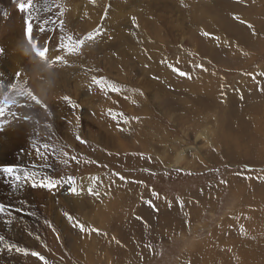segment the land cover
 Segmentation results:
<instances>
[{"label":"rangeland","instance_id":"rangeland-1","mask_svg":"<svg viewBox=\"0 0 264 264\" xmlns=\"http://www.w3.org/2000/svg\"><path fill=\"white\" fill-rule=\"evenodd\" d=\"M20 1L23 0H0V79L3 80L0 111L4 113L0 124L4 125L5 136L13 117L18 130V138L15 134L13 141L16 144L6 153L0 167H15L21 175L32 173L37 184L42 178H51L56 186L34 187L29 180L13 187V178L0 172V204L11 213L0 217L15 228L17 211L16 217L23 222L21 235L7 242L20 251L11 254L7 263L0 259V264H264V0H188L190 7L203 9L205 17L187 33L182 28L195 24L192 13L177 6L168 12L166 7L176 0H109L108 6L117 13L112 19H122L120 25L117 27L112 22L110 27L102 26L100 32L105 38L85 52L79 50L82 45L77 48V41L81 40L77 33L82 20L79 13L71 24L60 13L66 0H37L45 19H32V32L39 31L46 38L61 23L72 39L65 48L63 44H68L67 41L57 42L63 37H47L49 49L46 45L41 49L51 51L52 55L48 59L43 56L44 62L39 52L34 51V56L28 54V46L41 43L40 38L37 40L31 34L30 41L26 30L22 31L19 16L14 17V12L19 10L15 6ZM107 1L87 0V6L101 14ZM160 6L171 25L169 36L178 39L185 33L187 38L179 37L177 43L165 48L166 60L159 62L156 71L149 64L147 95L141 93V87L136 89L131 84L133 88L128 91L130 98H134L129 104L121 100L124 92L119 97L117 91L107 87L95 88L93 82L81 90L73 86L71 96L61 89L54 92L45 85L43 91L31 87L35 79L32 71L38 62L47 71L65 77L64 72L55 68L57 62L63 63L65 59L64 55L55 57L63 51L60 47L73 49V72L85 58H89L91 69L101 64L106 69V57L118 52L109 42L119 41L118 35L124 30L128 31L123 37L131 32L130 21L134 18L138 27L144 25L147 16L158 20ZM173 11L182 13L179 25L172 24ZM11 21L19 27L17 34L12 25L4 27ZM40 28L44 30H36ZM10 43L22 50L17 61L12 58V48H8ZM122 48L127 54L125 61L136 55L132 49ZM102 58V63L98 62ZM179 59L209 66L215 72L212 89L187 97L196 103L199 99V110L181 125L169 117L178 111V97L184 96V86L180 84L185 79L168 65ZM183 63V69L188 70L190 66ZM134 68L138 74L144 73L141 63L137 62ZM215 70L221 77L216 76ZM106 72L101 70L96 75L104 85L115 82L113 86L118 89L120 85H130L113 72ZM92 89L98 92L95 107L91 101L87 102V97L93 95ZM151 91L159 100L155 103L146 100L145 107L141 95L150 96ZM107 97L109 105L120 104L117 110L109 109V105L105 107ZM131 108L136 112L129 114ZM149 110V115L163 125L161 129H168L172 138L178 137L180 141L156 146L153 154L109 150L90 139L109 137L118 141L119 126L124 122V126L130 125L132 115L143 117ZM114 111L124 115L119 119L121 123L117 116L111 120L113 123L109 122V114ZM75 117L79 119L76 125ZM192 147L198 152L193 153ZM178 148L185 150L186 161H179L181 166L174 163ZM159 155H165L172 165L161 161ZM69 177L74 179V184L69 183ZM5 185L20 196L8 194ZM73 187L77 190L75 194L71 191ZM119 192L125 199L118 203ZM65 213L73 219H67ZM79 224L84 225L83 231ZM33 252L38 255H32Z\"/></svg>","mask_w":264,"mask_h":264},{"label":"bare ground","instance_id":"bare-ground-1","mask_svg":"<svg viewBox=\"0 0 264 264\" xmlns=\"http://www.w3.org/2000/svg\"><path fill=\"white\" fill-rule=\"evenodd\" d=\"M36 1L37 0H33V7H32L31 10H29L27 12H22L20 10L14 12V17L17 18L19 16V18H20L19 21L21 22L20 26L23 27V29H22L23 33L26 30V27H27L26 20L29 18V14L30 13H31V20L32 19L36 20V19H41V18L45 19V16H43L41 14V12L39 11V10H41L40 7H37ZM176 1L177 2H175L174 4H172V3H168L167 4L166 7L168 9V12H170V10H174L175 7L177 6L183 12L190 11L192 13V15H191L192 19L195 22L194 25L189 24L188 26L182 28L183 30L186 31L185 33H187L189 30H192V29L196 28L197 26H199V21L203 17H205L204 14H203L204 10L203 9H199L198 10V9H196L194 7H190V5L188 3V0H179V1L176 0ZM26 2H27V0H23L22 2L20 1L19 3L16 4L15 8L18 9V5L20 3H26ZM80 2H81L80 0H66L65 3H64L65 5H62V7L63 6L64 7L63 8L60 7V8H62V12H60V13H62L64 15L65 19L68 18L70 20L69 22L71 24H73V22H74L75 18L73 19V17L75 16V14L77 12L79 13V18H82V20H79L81 22V24H80V28H79V26L77 27V29H78L77 33H80V35H81L79 39H84V41H85L84 44L82 45V47L79 48V50H84V52H85L87 49H90V47L94 48V46H96L99 43L98 41H102V39L105 38L103 36V33L100 32L102 26L103 27H110V23L115 22L117 27H119V25H120L119 21L122 20V19H119V18L118 19H112L117 13H114L110 9V7L108 6L109 0L102 6L101 14H97V12H96V10L94 8L87 6V0H82L83 3H80ZM61 3H60V6H61ZM39 6H41V5H39ZM0 10H2V8ZM160 12L161 13L159 14L158 20H155L152 16L145 17L144 25L142 27H138L137 26V24L135 22V18H134L133 20L130 21L131 32H129L128 34H126L123 37V34H125L128 31V30H124V31L121 32V34L118 35L119 36V41L117 40V41L109 42L110 45H115L116 46V48L118 49V52H117V54H114L113 52H111V54H109V56L106 57V59L108 60V66H107L106 69H103L102 64L97 66V68H95V69H91V67L89 66V62H88L89 58H85V60L81 64L82 68L81 67H77L74 72L72 71V67H75V66H72V64L74 63L73 60H75V58L73 57V53H72L73 49L70 48V49L64 50L66 48V46L70 44L69 43L70 40H66L65 39L66 37H69V35H68L69 30L64 29L61 23H60V25H59L57 30L51 29L46 34V38H42V36H40L39 31L38 32L37 31L36 32L35 31H33V32L31 31V35H33L36 39L40 38L39 41L41 43V45L40 44L39 45H34V46H33V44H31L30 46L27 45L29 47L28 54L31 55V56H34L35 53H37V54H38V52L40 53L41 50H42L41 48H43L45 45H46V48L49 49V47H47V44H48L47 37H49V36L51 37V39H53L55 37H59V38L63 37L62 39L58 40L57 42H60L61 40H62V43H63V41H67L68 42V44H66V42L63 44V46L65 48L60 47V48L63 49V51L59 55L57 54V56H55L56 58L59 59V57L61 55H64V58H65L63 60L64 62L63 63L57 62V65H55V68H58L62 72H64L65 73V77H60L56 72L52 73V72L47 71L46 70L47 68H43V67H46V66H43L42 64H40L38 62L39 65L34 67L35 71H32L35 79L32 81L31 87L33 88V90L38 89V90L43 91V85H45L46 88H48V89H54L53 90L54 92H56V91L61 89V90L67 92L65 94L66 96H71V89L73 88V86H76L77 90L83 89L86 84H88L89 82H92V78L93 77H96V75H98V73L101 70H103L104 73H105V71H107L109 73L113 72L116 75V77L119 80H121V81L130 82V85H128L127 83H126L127 85H122V86L120 85V91H118L117 94L114 93V94H116V96H119V95H121L122 92H124L125 94L122 96L121 100L126 101V102H128L130 104V99H133L134 96L130 98L131 93L128 90L130 88H133V87L136 88V89L141 87L142 88V92L141 93H144V94L147 95L148 93H150V85L148 84V80H150V79L147 77L149 75L148 74L149 67H150L149 64H151L152 67L156 71L158 69V67H159V62H162L163 60H166L164 58L165 57V54H164L165 53L164 52L165 48L167 46H171L172 44L177 43V41L179 40V37L183 38V40L185 38H187V36H184L185 33L183 34V36H179L178 39H176V37H172L171 38L169 36V30L171 28V25H169V21H167L165 19V15L162 13L161 6H160ZM65 14H67V16H65ZM137 14L138 15H136V16H139L140 13L137 12ZM10 15L12 16L11 13H10ZM88 15H90V16H88ZM181 15H182L181 12L173 11V13L171 14V21H172L173 25H179L180 24L179 19H180ZM241 16H244V14H241ZM118 17H120V16H118ZM69 22L66 20V23H69ZM9 25H12L14 33L17 34L20 31L19 30L17 32V28H19V27H17L15 24L13 25L12 21L8 22L7 24H5L4 27H8ZM69 27L71 29L74 28V26L73 27L69 26ZM66 28H67V26H66ZM40 29H36V30H40ZM10 30L12 31V29H10ZM79 30H81V31L79 32ZM71 31L72 30H70V32ZM89 33H92L96 40H94V41L87 40L86 37H87V34H89ZM187 35L189 36V34H187ZM109 36L110 35H108L107 38ZM70 37H71V35H70ZM123 39H124V41H123V43H121V41ZM155 41H156V43H155ZM122 46H125L126 49H132L133 51H135L136 55L133 56V58L129 59L128 61H125V59L127 58V54L123 51L124 48H122ZM9 47L12 48L11 49V52H12L11 55H12L13 60L17 61L19 52H21L22 50L21 49L18 50V47L16 45H13L12 43L8 44V48ZM53 49H54V53H56V50H55L54 47H53ZM26 50L24 51L23 54H25L27 52ZM58 50H57V53H58ZM34 51H35V53H34ZM50 53H51V51H47V59L49 58V54ZM39 55L42 57L41 60L43 61L44 57L41 54H39ZM51 55H52V53H51ZM102 61H103V58L98 60V62H100V63H102ZM184 61L186 62V64H185L186 66H190V68L188 70H184L183 69V65L182 64H184L183 63ZM129 62L130 63L133 62L134 64L131 65ZM137 62L141 63V65L143 67L142 69L144 70V73L142 75L138 74L137 70L134 68L135 65H137ZM166 62L167 61H165V63ZM59 63L62 64V65H60ZM168 65L171 66V69L173 71L175 69V72H177V73H180V72L187 73L186 76H182L185 79V83L180 84V86H184V87H182V88H184V90L182 91V93L184 92L183 93L184 96L180 95L178 97V102H177V105H176V107L177 106L179 107V108H177L178 111L176 112L175 115H173L172 111H171L172 113L169 114V117L172 120L177 121L178 124L181 125V124H184L188 120L189 115H192V114L196 115L197 114L196 112L199 110V99H198V102L196 103L195 99H189L187 97L196 96V95L199 96L200 92H206L208 89H210V88L212 89L213 88L212 83H213V81L215 82V75H214L215 72H214L213 69L209 68V66H205V65L198 66V64L196 62H194V61L191 62L189 60H180L179 59L177 61H173V62L171 61L170 63H168ZM20 68H19V70H20ZM69 68H70V70H68ZM43 70H46V71H43ZM70 71H71V74L69 73ZM139 71H142V70H139ZM169 71L171 72L170 68H169ZM38 75H42V76L40 77ZM35 76H37V77H35ZM216 76L221 77L220 74L217 71H216ZM1 77L2 76L0 74V78ZM73 77H74L76 82L72 79ZM104 77H102V78L104 79ZM66 79H72V80L67 82ZM97 79L99 80V78H97ZM0 81L3 82V80H1V79H0ZM21 81L22 82H26V79H23ZM107 82H108V80H107ZM114 83H113V85H115ZM116 84H117V82H116ZM131 84H133L135 86L132 87ZM95 86H96L95 88H97L100 85L95 84ZM16 90H15V92L17 93L18 91H16ZM98 91H99V88H98ZM151 92H152V94L150 96L141 95V96L144 97L143 104H144L145 107L147 106L146 103H145L146 100H149L150 102H154V103L156 102L155 100H157V98L154 95L155 92L154 93H153V91H151ZM135 93H137V92H135ZM17 95H18V93H17ZM86 95H89V94L86 93ZM91 95H92L91 98H89V96L87 97V102L91 101L90 102L91 106L95 107L98 104V102H97V104H95L96 100L98 99V98H96V95H98V92H96V91H94L92 89ZM112 95H113V93H112ZM101 97H102V94H101ZM12 98H15V96L12 97ZM20 99H22V97H20ZM101 102H103V101L100 100V103ZM104 103H105V107H107L110 104V98H108V97L104 98ZM159 103H160V101H159ZM119 105L120 104L115 102V103L109 105V109L113 108V109L117 110ZM121 107L124 108V111L127 110V108H125V106H121ZM101 109H103V108H101ZM145 109L147 110V108H145ZM2 110H4V109H2ZM115 111L113 113L109 114L110 115L109 122H112L111 120L113 118H115L116 116H117V119H118L117 121H120L119 119H121L124 116L122 114H118V112L115 113ZM0 112H2V111H0ZM135 112L133 111L132 108L129 109V114H133ZM149 113H150V110L149 111H145V113H143V114H145L146 116H143V117H139V115L135 116V114H134V115H132L133 123H131L130 125H129V123H127L124 126V124H125V122H124V124L120 125L119 128L117 127L119 130L116 131L117 132L116 136H117V138H120L118 141H115L114 139L109 138V137L99 138L97 136V134H99V133H96V136L98 137L99 140L93 139V137L90 138V139L93 140L95 143H97L99 141V145L103 146L104 148H111L109 150H114V151L121 150V151H126V152L141 150V151L151 152L153 154L155 153L156 146H165L167 142L172 144V143H174L173 141H177V142L180 141V139L178 137L173 139L172 138V134L170 133V131L168 132V129H165V128L161 129V127H163V125H160L156 120H154L152 118V116L149 115ZM200 114H202V113H200ZM202 116H205V115H202ZM72 118H74V117H72ZM71 119H69V120H71ZM78 122H79L78 117H75L74 124L76 125V124H78ZM120 123H121V121H120ZM132 124H134V125H132ZM78 127H79V125H78ZM120 127H121V129H120ZM15 134L17 135V138H18V130H17V127L15 125L14 118L12 117V119L9 120V125H8L7 133L5 134V136H4L3 131H0V141H1V146H0V165H2V166H3L4 161L6 159V156H7L6 153L9 152V150H11L16 144V142L13 144V141H15ZM122 139H125L127 142L126 141L124 142V140H122ZM184 151H185L184 149H179L178 152H177V155L175 156V162L174 163L179 164L177 166H181V163H179V161H182V163L186 161V157L184 155ZM194 151L198 152L196 147L195 148L192 147V152L194 153ZM159 156H161V157H159V159L161 161H163L165 164L172 165V164H170V162L165 160V155H163V156L159 155ZM194 161H196V160H194ZM10 187L11 186L7 187L5 185V188H6L7 192H8V194H11V195L13 194V195L20 196V194L15 192L14 189H9ZM208 191H209V189H208ZM203 195H204V192H203ZM216 197L217 196H215V198ZM124 199H125V196L121 192H119L118 195L116 196V201L119 203V200L121 202ZM16 212L17 211H15V216H14L15 221H16V227L15 228H11L9 226L7 220L4 217H0V237L4 238L3 241L0 242V259L4 263H7L6 260H8L10 258L9 256H11V254H15L16 253L15 250L9 251L7 249L6 245H7L8 240L10 238H18L21 235V232H22L23 222L18 220V218L16 217V214H17Z\"/></svg>","mask_w":264,"mask_h":264},{"label":"snow or ice","instance_id":"snow-or-ice-1","mask_svg":"<svg viewBox=\"0 0 264 264\" xmlns=\"http://www.w3.org/2000/svg\"><path fill=\"white\" fill-rule=\"evenodd\" d=\"M32 7H33V0H27L26 3H20L18 5L19 10L22 11V12H27V11L31 10ZM26 25H27L26 33L28 34L29 40L31 41L32 40L31 37H30L31 31H32L31 13L29 14V18L26 20ZM40 30L43 31L44 29L41 28ZM94 38L95 37H94V35L92 33L87 34V37H86L87 40H92ZM68 39L71 40V37H69ZM84 42H85L84 39L78 40L77 41V48L79 46L83 45ZM40 54L42 56H47V49L41 50ZM174 71H175V69H174ZM179 74L181 76H186L187 75V73H185V72H180ZM92 82L94 84L101 85L102 87H107V88H109L112 91H117V92L120 91V89L116 88L113 85H104L103 82L98 80L96 77L92 78ZM64 99L66 101L70 102L68 97H64ZM3 114H4L3 112H0V116H2ZM3 129H4V125L0 124V131H2ZM43 148L44 149H48V145H44ZM37 154L39 155V150H37ZM0 172H3L7 176H10V177L13 178V181L15 182L13 187H19L21 182H28L29 180H31V182H32L34 187L35 186H40V187L51 189V188L56 186L55 182L51 178H48V177L42 178L41 181L39 182V184H37V181L35 179V175L34 174H32V173H28V174L23 173V175H21L20 174V170L15 168V167H12V166L0 167ZM121 179H123V178H121ZM69 183H72V184L75 183V181H74V179L72 177H69ZM71 191L75 194L77 190H76L75 187H73L71 189ZM89 192L90 193L92 192L91 188H89ZM0 214L11 215V213L7 212V209H6L4 204H0ZM65 215H66L67 219H69L70 221L73 219V217L70 214L65 213ZM78 227L80 228L81 231L84 230V225L83 224H79ZM3 239H4L3 237H0V242H2ZM6 247H7V249L9 251H12V250L20 251V249L17 246H15V245H11L10 244V245H6ZM32 255L35 256V255H38V254L33 252ZM40 259H43V257H40Z\"/></svg>","mask_w":264,"mask_h":264}]
</instances>
